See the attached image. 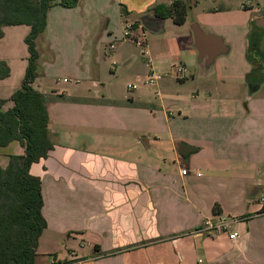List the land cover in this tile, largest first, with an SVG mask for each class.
Listing matches in <instances>:
<instances>
[{"label": "crops", "instance_id": "1", "mask_svg": "<svg viewBox=\"0 0 264 264\" xmlns=\"http://www.w3.org/2000/svg\"><path fill=\"white\" fill-rule=\"evenodd\" d=\"M62 1L50 9L46 31L36 42L39 55L40 45L48 55L54 51L53 66L65 54L62 66L68 80L63 82L72 84L47 89L38 82L33 85L49 96L55 145L48 158L30 170L42 181L48 223L37 264L45 256L39 253L45 235L56 245L63 240L65 248L78 242L64 259L73 264H264V208L259 202L264 197V107L244 109L241 100L230 107L223 99L214 104L209 102L214 89L203 92L204 102L199 101L200 91L192 98L159 94L160 105L142 92L121 94V77H115L114 69L119 64L131 67L135 58L125 56L126 46L133 43L125 38L126 27L133 26L137 37L145 36L141 18L155 16L154 7L178 0H78L73 8L63 7ZM180 1L189 6L188 14L218 17L241 10L252 15L250 23L264 18L261 0H255L257 7L244 1L236 6L231 0H210L219 5L215 7L209 0ZM250 23L235 46L224 40L238 57L236 79L230 81L240 86L246 85L254 66L248 59ZM190 25L187 15L174 49L180 57L198 59ZM198 25L214 34L208 28L217 24L207 25L208 31ZM145 48L150 54L146 43ZM108 50L118 61L112 60L109 69L103 57ZM198 63L205 77L216 72L215 82L229 81L220 78L214 64L206 70L205 60ZM163 64L157 61L152 72H162ZM10 68V77L0 81L5 111L14 107L11 97L22 85L11 81ZM263 87L254 95L251 91L248 100ZM181 144L193 151L182 156ZM24 153L21 144L13 142L0 150V164L6 167L9 155ZM183 169L188 175L181 174ZM221 217L237 222L221 235L199 233L206 220ZM233 233H238L236 240L230 239ZM86 248H92L89 255L78 252Z\"/></svg>", "mask_w": 264, "mask_h": 264}, {"label": "trees", "instance_id": "2", "mask_svg": "<svg viewBox=\"0 0 264 264\" xmlns=\"http://www.w3.org/2000/svg\"><path fill=\"white\" fill-rule=\"evenodd\" d=\"M57 4L58 0H0V39L5 36V28H30L25 38L28 67L21 88L11 97L14 107L5 111L7 100L0 99V150L13 142H19L25 150L24 155H9L6 167L0 164V264H37L40 238L48 227L43 215L42 181L30 170L33 164L48 158L55 145L50 135L49 96L33 85L40 59L36 42L46 31L50 9ZM77 4L78 0L60 2L65 8ZM188 9L185 2L178 0L170 6H156L153 12L156 17L183 25ZM248 59L252 62L250 49ZM10 75V66L0 60V81ZM72 263L65 260L54 264Z\"/></svg>", "mask_w": 264, "mask_h": 264}, {"label": "rangeland", "instance_id": "3", "mask_svg": "<svg viewBox=\"0 0 264 264\" xmlns=\"http://www.w3.org/2000/svg\"><path fill=\"white\" fill-rule=\"evenodd\" d=\"M231 1L236 6L238 3H241V1H244V4H249L253 7H257L259 5L255 0ZM261 1L264 2V0ZM208 3V5L211 7L219 6L214 1L209 0ZM251 17V14L241 10L240 12H238L237 10H231L229 11V13H225L224 15L218 17L206 16L203 13L201 14V12L193 11L188 14V22L189 25L202 23L206 31H208L209 29L214 34L218 33L216 35L223 38V40H225V42L229 46H231L232 44L235 46L236 43H238L239 39L237 36H239L240 32H245V25H249ZM214 23H216L217 25L211 26L208 29L205 28L207 25H213ZM255 24L256 21L254 23H250V26L252 25L251 30L255 28ZM180 28L181 27L175 24L172 19L168 18L166 19L165 25L162 27L160 32L153 33L151 31L145 30V36H141V39L145 41L150 54L142 52V50L133 41V43H131L129 47L126 46L127 52L125 53V56L130 57L131 55H133L129 59H133V57L135 58L132 62L131 67L126 68V66L124 67L120 64L116 68L114 67V71L116 73L115 77H121L119 87V92L121 94H127L128 97L132 96L134 93L142 92L147 97L150 96V99L153 103L160 105L162 97H159L158 94H161L163 96L167 93H175L186 98H192L193 95L200 91L199 101L204 102V100H207L206 96H204V93L206 91H211V89H214L215 93L213 95V98L209 101L214 104H220V102H222L221 99H223L225 102L230 103L228 104V107H230L232 103H235V101L241 100L240 106L244 109H247L248 107L251 109L255 107H264V87L261 91L257 92V94L251 100H248L250 97L253 80L255 79L254 74L257 73V71L255 70L256 68L254 69V66L250 67V74L245 80L246 85H236V83L230 81V79H236L238 70V57L236 53L229 52L227 55L218 57L213 65V68L219 70L220 78H224L229 81L225 83H219L218 81L215 82L212 78L216 74V72L213 73V76L211 74V76L207 75L210 77H205L206 75L204 74V71L201 72V69L199 68L200 65L197 58H190L186 54L180 57V54L175 51V41L182 36L180 31H182L183 29ZM5 32L6 38L1 41L2 43H0V55L2 54V56L6 57L9 60L10 67H12L11 81L14 84H22L26 74V69L28 67L29 51L25 42V38L30 33V28L27 26H13L8 27ZM249 35H251V31ZM64 42L65 41H62V43ZM181 44L182 42H180V45ZM41 47L44 48V46L40 45V52L42 53V56L40 55V59L38 62L37 75L39 76H37L38 79H36V82H38V84H42V89L71 86V83L66 84L63 82L65 78L68 80V72L62 66V64L65 63V54L59 56L58 63L56 64V66H53L54 59L52 55L55 54L54 51L50 52L51 55H48V53L43 51ZM182 49H185L184 44L182 45ZM151 50L155 51L158 56H152ZM105 53L106 55H103V57L107 64V69L113 67L112 60L116 61V63L118 64V61L116 59L114 60L109 50L105 51ZM159 54H162V56H159ZM68 56L72 58L70 47L68 49ZM150 59L151 62H149ZM160 60L165 62V66L163 64V69L167 68L168 70L164 71V73L163 69L160 73L157 71V73L154 72L155 70L153 71L154 73L161 75V81H159L158 86L151 88L145 84V79H147L153 73L152 69L153 67H155V63ZM182 62L184 63V65L181 64ZM180 68H183V72L181 73L179 72ZM209 69L210 67H206V70ZM215 87H218L217 91L215 90ZM258 89L254 90L257 91ZM255 91L254 93H251V95H254ZM234 105L238 104L235 103ZM168 107L169 109H171V104H168ZM171 112L174 113V116H177L175 110H172ZM159 116H162L161 112L159 113ZM50 239L51 237L49 235H45L42 243L43 245L39 249V253L46 256L41 257V264H54L55 258L53 257L55 256L57 257V259H63L62 262H64L65 257L70 256V247L75 248L76 246H78L77 242V244L65 248V246H63V240L57 242L56 245L50 242ZM90 249L92 248H86L85 250L80 249L78 250V252L80 254L83 253L84 255H89L92 252V250ZM48 252H51L52 254L49 255L50 253L47 254Z\"/></svg>", "mask_w": 264, "mask_h": 264}, {"label": "water", "instance_id": "4", "mask_svg": "<svg viewBox=\"0 0 264 264\" xmlns=\"http://www.w3.org/2000/svg\"><path fill=\"white\" fill-rule=\"evenodd\" d=\"M141 23L148 31L157 33L162 29L163 19L156 16L145 15L141 18ZM256 26L264 29V18L257 20ZM191 29L194 36V48L198 53V59L200 62L205 60L206 67H211L218 57L229 52L223 38L204 32L198 24H194ZM192 151L193 149L186 144L180 145L179 152L182 156H186Z\"/></svg>", "mask_w": 264, "mask_h": 264}, {"label": "built area", "instance_id": "5", "mask_svg": "<svg viewBox=\"0 0 264 264\" xmlns=\"http://www.w3.org/2000/svg\"><path fill=\"white\" fill-rule=\"evenodd\" d=\"M125 38L126 39H130L131 41H133L141 50L142 52L146 53V48H145V41L143 39H141L140 37H137L134 34V30H133V26H127L125 29ZM179 72H183V68L179 69ZM161 80V75H158L156 73H152L146 80H145V84L151 88L156 87L158 82ZM135 88V87H133ZM159 96V94H158ZM181 174L183 176L188 175V171L186 169H183L181 171ZM201 174H198V176H200ZM260 204L263 206L264 208V197H262L260 199ZM264 213V212H263ZM236 220L233 219H228L225 217H221L218 220H211L208 219L205 221L204 227L203 229L199 232L200 234H216V235H221L224 234L226 232H228L231 229L232 224L236 223ZM238 238V233H233L230 234V239L231 240H236Z\"/></svg>", "mask_w": 264, "mask_h": 264}, {"label": "flooded vegetation", "instance_id": "6", "mask_svg": "<svg viewBox=\"0 0 264 264\" xmlns=\"http://www.w3.org/2000/svg\"><path fill=\"white\" fill-rule=\"evenodd\" d=\"M252 31V39H249V49L252 54V64L254 65V69L256 68L257 75L254 74L255 79L251 91L258 89L264 83V29L257 27L255 24V28Z\"/></svg>", "mask_w": 264, "mask_h": 264}]
</instances>
